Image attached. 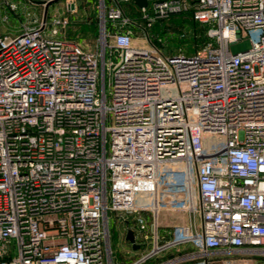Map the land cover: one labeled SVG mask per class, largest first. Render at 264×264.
I'll use <instances>...</instances> for the list:
<instances>
[{"label":"built area","instance_id":"1","mask_svg":"<svg viewBox=\"0 0 264 264\" xmlns=\"http://www.w3.org/2000/svg\"><path fill=\"white\" fill-rule=\"evenodd\" d=\"M12 1L0 0L2 21ZM96 2L92 49L64 35L70 1L0 33V264L264 251V0ZM127 2L137 9L125 14ZM186 11L205 26L193 53L133 43L137 17L149 27ZM243 36L249 47L232 53ZM201 133L223 145L204 151ZM159 212L185 220L161 226ZM110 218L130 227L127 262L113 256Z\"/></svg>","mask_w":264,"mask_h":264},{"label":"rangeland","instance_id":"2","mask_svg":"<svg viewBox=\"0 0 264 264\" xmlns=\"http://www.w3.org/2000/svg\"><path fill=\"white\" fill-rule=\"evenodd\" d=\"M13 1L15 2L14 9L6 11L5 15L7 18L3 21L0 18V33H17L22 23L28 21L31 17L34 18L36 21H39L41 18L49 19V17L56 14L57 12H61V7L64 5L65 1H70L74 3L76 11L69 16L72 20V23L70 24L71 27L65 30L64 35H70L71 38H74V40L77 41L83 40V43L84 45H86L87 48H89L90 46L91 49L93 48L92 44L95 37H88V35L86 34H81L80 30H78L77 28L80 27L81 24H83V26H86L85 28L89 30V24L93 20L96 22V25L98 24L99 15L96 8V0ZM132 6L133 7H131V10H129L128 13H131L133 9H137L134 4ZM0 12L2 13L3 9H1ZM137 18L138 21L136 22L139 27H133L134 44L140 43L139 41L142 35L144 34L147 36L149 42L151 43H153L154 38L155 41L156 38L162 39L163 42L161 44H157V46H159L160 52L163 54H173L177 51V49H180L186 55L193 53V51H191V48L194 45L193 43H191V37H193V32L191 31L189 24L186 22V17H167L164 19H160L159 21H155L152 23V29H149V27H145L144 22L142 23L139 17ZM141 27H143L144 29L142 30ZM73 29L77 30H75V32H71L73 31ZM204 29L205 26L203 28V34ZM179 38L185 39V42L176 45V42ZM248 47L249 41L246 36L241 37V39L228 46L229 50L232 53L245 50ZM164 88L170 90L171 92L175 91L174 85H166L161 88V91H163ZM105 93L107 94V89L105 90ZM199 142L201 148L204 151H208L210 145H216L217 147L222 146L224 139L222 136H217L210 133H201L199 137ZM113 218L115 219V217ZM113 218H110L108 220L110 247L112 249L113 256L117 262H127L132 258V254L129 253L131 245L129 240L126 238V233L130 231V227L128 228L125 223L116 221ZM157 221L161 225H171L170 223L181 224V220L177 216V213L159 212L157 215ZM169 256L170 255L166 254L160 259H165ZM224 258L230 260L231 264H264V251L240 250L222 253L220 255H215L211 260L210 264H220L221 260Z\"/></svg>","mask_w":264,"mask_h":264},{"label":"trees","instance_id":"3","mask_svg":"<svg viewBox=\"0 0 264 264\" xmlns=\"http://www.w3.org/2000/svg\"><path fill=\"white\" fill-rule=\"evenodd\" d=\"M188 1L191 2V0H188ZM132 5H133L132 2L123 3L122 4V7H123L124 12L128 13V11L131 10V7H133ZM170 17H178V18L179 17L180 18L186 17V19H187L186 22L189 24L190 29L193 32L192 33L193 34L192 35L193 37H191V43H193L194 45L192 46L191 51H194L196 48L200 47L205 42L206 37L203 34V28H204V26L202 24L194 21L191 18V15H190V12L189 11H186V12H183V13H179V14H175V15H171V16H169V18ZM159 20L160 19H158L156 21H159ZM151 25L149 26V29H152L151 28ZM89 26H90L89 27L90 28L89 30L86 29L85 28L86 26H83V24H81L80 27H78L77 29L80 30L81 34H86V35H88V37H91V36L92 37L93 36L95 37V35H96V28H97L96 22L94 20L91 21V23L89 24ZM69 27H71V26H69ZM77 29H73V31H71V32H75V30H77ZM159 33H160V31H159ZM66 38L74 39V38H71L70 35H67ZM183 42H185V39L179 38L178 41L176 42V45H179V44H181ZM153 43H156L155 38L153 40Z\"/></svg>","mask_w":264,"mask_h":264},{"label":"water","instance_id":"4","mask_svg":"<svg viewBox=\"0 0 264 264\" xmlns=\"http://www.w3.org/2000/svg\"><path fill=\"white\" fill-rule=\"evenodd\" d=\"M134 4L138 7L144 6L146 4V0H133ZM126 238L129 240L131 243L133 241L132 233L128 231L126 233ZM132 248H136V245H132Z\"/></svg>","mask_w":264,"mask_h":264},{"label":"crops","instance_id":"5","mask_svg":"<svg viewBox=\"0 0 264 264\" xmlns=\"http://www.w3.org/2000/svg\"><path fill=\"white\" fill-rule=\"evenodd\" d=\"M66 36V35H65ZM180 215V216H179ZM177 216L180 218V222L181 223H183L184 222V220H185V217H184V215L182 214V213H177ZM180 222H178V223H180ZM160 224V223H159ZM171 225L173 224V223H170ZM161 225V224H160ZM161 226H165V225H161Z\"/></svg>","mask_w":264,"mask_h":264}]
</instances>
